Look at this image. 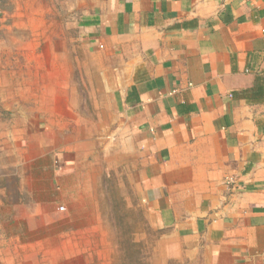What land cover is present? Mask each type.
<instances>
[{"label":"crops","instance_id":"crops-1","mask_svg":"<svg viewBox=\"0 0 264 264\" xmlns=\"http://www.w3.org/2000/svg\"><path fill=\"white\" fill-rule=\"evenodd\" d=\"M76 5L90 99L75 69L0 67V264H89L70 156L96 141L167 258L264 264V0Z\"/></svg>","mask_w":264,"mask_h":264},{"label":"rangeland","instance_id":"rangeland-1","mask_svg":"<svg viewBox=\"0 0 264 264\" xmlns=\"http://www.w3.org/2000/svg\"><path fill=\"white\" fill-rule=\"evenodd\" d=\"M76 1L0 0V67L21 69L30 87L40 73L55 70L63 82L75 69L82 99H90L89 70L94 71L100 60L78 29ZM110 149L96 141L93 147L80 145L78 154L70 156L71 179L81 192L75 210L91 217L85 222L90 228L87 244L91 248L84 255L88 263L180 264L160 250L162 232L150 226Z\"/></svg>","mask_w":264,"mask_h":264}]
</instances>
